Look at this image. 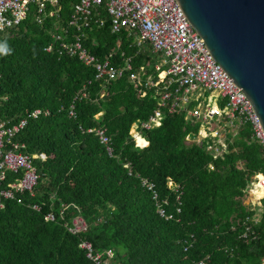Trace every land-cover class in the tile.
I'll return each mask as SVG.
<instances>
[{"label": "trees", "instance_id": "16d2710c", "mask_svg": "<svg viewBox=\"0 0 264 264\" xmlns=\"http://www.w3.org/2000/svg\"><path fill=\"white\" fill-rule=\"evenodd\" d=\"M78 3L58 0L61 11L43 25L36 22L33 6L23 24L0 38L10 50L0 53L1 118L11 125L30 119L17 140L38 156L40 175L34 194L0 208V264H96L83 248L86 242L96 254L112 250L108 264H261L264 200L257 225L251 222L256 212L244 206L253 178L264 175V149L250 127L236 136L229 133V151L216 159L208 149L211 140H187L198 136L201 123L164 109L161 126L143 131L148 146L137 147L132 126L147 121L159 104L154 89L142 96L144 87L131 77L144 68L143 83L149 76L156 82L153 59L127 33L113 34L105 12L104 26L94 22L87 29L85 46L102 61L111 55L115 68L125 69L131 58L130 71L114 82L98 81L96 69L61 55L53 34L66 26ZM51 43L55 49L48 53ZM82 91L87 97L74 102ZM72 104L76 119L69 116ZM38 109L49 116L30 118ZM98 128L110 137L113 156L88 132ZM144 139L138 138L139 145H146ZM143 179L155 185L166 217L142 187ZM171 181L183 193L180 215ZM50 214L55 221L47 220ZM78 218L89 228L74 234L69 227ZM191 236L196 242L185 249Z\"/></svg>", "mask_w": 264, "mask_h": 264}, {"label": "built area", "instance_id": "2783aa9c", "mask_svg": "<svg viewBox=\"0 0 264 264\" xmlns=\"http://www.w3.org/2000/svg\"><path fill=\"white\" fill-rule=\"evenodd\" d=\"M33 6L36 7V22L40 25L48 19L57 17L61 11L58 0H0V38L11 29L23 24L30 16ZM104 12L109 17L113 34L125 32L133 39V45L140 51L144 46H149L153 54H164L166 57L162 64L158 63L154 66V70L158 73L156 82L152 76H149L146 83H143L144 68L138 75L131 77V81L144 87L140 90L142 96L146 95V89H154L159 104L158 109L147 121L137 122L132 126L131 135L137 147L148 146L149 143L142 136L143 131L159 128L162 124L163 110L168 109L171 113L184 112L187 120L201 123L198 136H189L187 140L199 144L211 140L213 143L208 149L214 153L216 159L229 151L227 142L229 133L236 136L245 126L250 127L252 139L264 149V128L249 100L235 85V80L220 68L197 31L184 16L176 0H79V3L73 7L70 21L60 28L59 33L53 34V39L59 45L60 54L78 57L88 68L96 69L98 81L114 82L121 79L126 71H130L131 58L127 59L125 69L115 68L110 59L111 55L102 61L85 46L87 29H92L94 22L100 26L105 25V20L102 18ZM54 49L55 44L51 43L45 51L52 53ZM1 82L0 76V105L3 99ZM202 91L211 95H204ZM84 97H87V93L82 91L74 102ZM223 104L226 105L225 108L222 107ZM49 114L48 110L38 109L30 118L38 119ZM69 116L76 119L74 104L70 106ZM29 121L30 119L26 118L11 125L2 119L0 114L1 209H5L6 202L16 201L20 195L34 194L40 181L35 165L38 156L27 153V145L17 140L27 128ZM88 132L95 133L107 148L109 156H113L111 139L105 129H91ZM138 138L144 139L146 145H139ZM39 157L45 161L44 154ZM210 169L214 170L213 165ZM9 176L14 177L13 182L9 181ZM168 186L178 194L177 214L180 215L183 195L180 192L181 188L172 181ZM250 186L264 195V175L254 177ZM142 187L152 194L160 215L166 217L155 185L143 179ZM263 200L264 197L257 201L261 209H263L261 206ZM35 209L39 208L35 207ZM168 218L173 219L174 216ZM47 220L55 221L54 215H48ZM75 220L80 221L73 223ZM75 220L72 222L73 226L69 227L72 233L88 230L89 225L84 218ZM249 222L248 219L246 224ZM251 222L257 225L260 217L256 215ZM250 232L251 227H248L244 240H248ZM194 242L196 238L191 236L185 244V249ZM83 248L89 250V257L96 264H108L114 255L112 250L96 254L93 245L89 242L84 243ZM196 264L208 263L203 260ZM261 264H264V257Z\"/></svg>", "mask_w": 264, "mask_h": 264}, {"label": "water", "instance_id": "95a60500", "mask_svg": "<svg viewBox=\"0 0 264 264\" xmlns=\"http://www.w3.org/2000/svg\"><path fill=\"white\" fill-rule=\"evenodd\" d=\"M264 128V0H176Z\"/></svg>", "mask_w": 264, "mask_h": 264}, {"label": "rangeland", "instance_id": "374dc122", "mask_svg": "<svg viewBox=\"0 0 264 264\" xmlns=\"http://www.w3.org/2000/svg\"><path fill=\"white\" fill-rule=\"evenodd\" d=\"M143 49L151 55V57L153 59V62H152L153 69H154L155 64H158V63L162 64L161 62L164 59H166L164 54H153L151 49L149 48V46H144ZM143 49H142V51H143ZM163 69L166 70L167 68H163ZM202 93L204 95H207V96L211 95V93H206L205 91H202ZM214 124H216V123L214 122ZM259 196H260V194L258 192H256V189L253 186H250L248 189V192H247V196H246V199L244 202V206L248 210L255 211L256 215L260 217L261 214H263V209H261V207L258 205L259 202H257L259 200V198H258ZM79 221L80 220H75L73 223L79 222Z\"/></svg>", "mask_w": 264, "mask_h": 264}, {"label": "clouds", "instance_id": "9594fccd", "mask_svg": "<svg viewBox=\"0 0 264 264\" xmlns=\"http://www.w3.org/2000/svg\"><path fill=\"white\" fill-rule=\"evenodd\" d=\"M10 50L8 49L6 43L4 44H0V53H7L9 52Z\"/></svg>", "mask_w": 264, "mask_h": 264}, {"label": "bare ground", "instance_id": "6f19581e", "mask_svg": "<svg viewBox=\"0 0 264 264\" xmlns=\"http://www.w3.org/2000/svg\"><path fill=\"white\" fill-rule=\"evenodd\" d=\"M260 195H263V193H261L260 191L258 192ZM263 197H264V195H263Z\"/></svg>", "mask_w": 264, "mask_h": 264}, {"label": "crops", "instance_id": "0c3cea01", "mask_svg": "<svg viewBox=\"0 0 264 264\" xmlns=\"http://www.w3.org/2000/svg\"><path fill=\"white\" fill-rule=\"evenodd\" d=\"M258 198H263V195H260Z\"/></svg>", "mask_w": 264, "mask_h": 264}]
</instances>
